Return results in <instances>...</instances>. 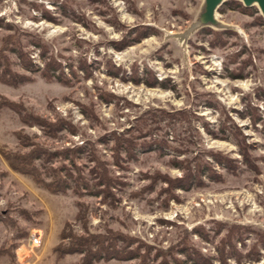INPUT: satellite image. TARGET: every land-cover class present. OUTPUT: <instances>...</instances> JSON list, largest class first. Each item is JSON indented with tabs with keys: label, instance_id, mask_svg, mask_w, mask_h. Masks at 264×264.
I'll return each mask as SVG.
<instances>
[{
	"label": "rangeland",
	"instance_id": "rangeland-1",
	"mask_svg": "<svg viewBox=\"0 0 264 264\" xmlns=\"http://www.w3.org/2000/svg\"><path fill=\"white\" fill-rule=\"evenodd\" d=\"M201 3L202 0H0V49L2 40L11 35L7 46L21 51L33 69H24L13 51L2 52L7 65L0 69L5 71L7 81L0 79V264L80 261V254L59 256L55 251L66 224L71 236L101 237L104 246L114 235L131 238L137 252L149 248L147 264H159L165 255L169 260V251H174L183 264H191L178 249L185 240V250L191 258L196 252L210 264H221L218 246L233 225L248 226L255 234L249 233L252 236L245 239V245L237 243L236 249L242 255L259 234L264 235V20L259 18L256 6L241 10L227 2L221 5L223 12H217V18L231 26L225 29L231 33L223 36L224 45L217 41L216 47L209 46L214 37L205 27L185 41L179 39L178 34L194 20ZM61 5H65L67 16ZM44 9L57 22L43 18ZM136 25L155 31L137 44L120 51L114 49L110 43L120 40L127 29ZM211 29L215 33L223 30ZM34 44L45 47L43 57L42 48ZM238 52L235 61L241 64L242 76L231 79L225 70V66L232 67L227 58ZM49 58L60 64L55 73L63 72L65 82L57 81L53 73L49 77L40 71ZM248 59L251 61L243 64ZM82 60L92 65L88 78L78 69ZM106 62L121 69L118 77L106 71ZM133 64L140 74L147 67L157 79L161 78L158 80L168 79L167 84L174 88L148 87L121 79L122 72L130 76ZM12 74L19 77L15 79ZM19 79L22 81L17 82ZM96 89L111 99L100 100ZM249 105L260 121L252 122L246 111ZM151 114L155 115L147 123L151 131L142 140L151 143L163 139L170 147L161 152L155 146L151 151L137 149L136 157L122 160L119 167L114 165L115 139L131 135L128 131L136 119ZM168 114L173 116L169 121L165 117ZM36 122L45 126L60 124L61 128L50 127L54 131L50 135ZM205 123L219 138L205 132ZM223 123L230 127L224 133L220 129ZM222 134L225 139L220 137ZM238 136L249 146L248 153L258 172L243 164L234 142ZM33 145L50 153H68L66 157L73 156L85 175L91 165L87 157L93 152L125 185L112 189V203L102 194L95 196L85 191L75 195L68 189L52 194L29 176L13 170L6 159L27 153ZM78 146L84 149L71 155ZM202 151V158L210 161L218 173L216 180H221L205 179L204 185L188 191L174 189L170 197L159 194V187H166L162 181L152 190L147 188L149 180L144 173L159 171L171 179L179 178L182 170L170 166V159H190ZM208 151L227 155L238 169L227 172L213 162ZM63 164L74 172L65 156L34 162L43 175L51 166ZM44 178L50 180L46 175ZM23 231L26 236L17 240ZM31 234L32 239L37 237L34 245L30 243ZM69 241L66 238L63 245ZM121 247V241L116 240L114 248L119 251ZM258 252L257 261H247L241 255L240 264H264V247L258 246ZM139 258L106 257L91 264H139ZM226 261L238 264L234 257Z\"/></svg>",
	"mask_w": 264,
	"mask_h": 264
},
{
	"label": "trees",
	"instance_id": "trees-1",
	"mask_svg": "<svg viewBox=\"0 0 264 264\" xmlns=\"http://www.w3.org/2000/svg\"><path fill=\"white\" fill-rule=\"evenodd\" d=\"M227 2L235 3L238 5V7L241 10L245 9H252V7L245 8L241 6L240 2L237 0H226L224 4ZM63 8L65 5H61ZM59 6V8H61ZM218 12L222 13V6L218 8ZM63 14L67 16L66 14V7L65 10H63ZM42 17L52 21V22H57V18L55 16L50 15L49 11L44 9L42 11ZM72 17L75 15L71 13ZM262 20H264L263 17L259 16ZM112 20H109V23L111 25H116V22ZM264 22V21H263ZM115 23V24H114ZM1 27V26H0ZM207 30L208 34H213V37L210 42L209 46L211 47H216L217 46V41H220V44L224 45L223 42V36L225 34L231 33L230 30H220L219 33H215L212 31L211 28L205 27L203 28ZM155 31L152 27L145 26V25H136L130 29H127L123 37L118 40V41H112L110 44L114 47V49L120 51L128 46L134 45L139 43L142 39L146 38L149 36V33ZM8 38V39H7ZM11 38V35H7L3 40H2V47L0 49V66L5 68L6 62L5 59L6 56L2 53L4 50H10L16 53V56L18 57V60L20 63L23 65L22 67L30 72H33L32 69V64L30 63L29 60L25 59V55L22 54L21 51H17L16 48L13 47H8L7 41ZM34 43V42H33ZM37 45L38 47H41V55L43 57L44 55V46H41L39 44H34ZM240 53H234L231 56L227 58L228 63L232 66L231 68H228L225 66V70L227 73V76L231 79L239 78L242 76L240 74V67L241 64L235 61L237 56ZM23 57L25 59V62L23 60ZM5 58V59H4ZM8 61V60H6ZM251 60H244L243 64L249 63ZM4 64V66H3ZM60 67V64L58 62H55L52 58H49L48 60H44V66L42 70L44 71V74L50 77V73H53L52 76L59 82H65L66 77L63 72H58L57 68ZM106 71L112 75V76H119V73L121 71L120 68H117L113 65L112 62H106L105 63ZM78 69L83 72L84 78H88L92 74V65L88 64L85 60H82L79 65ZM1 70L0 74V79L2 81H7L4 80V77L6 76L5 71ZM10 73V71H9ZM71 73L73 76L77 77V73L75 70L71 69ZM9 76V74H7ZM15 79L19 77L16 74H12ZM24 78V76H22ZM121 79L123 80H130L134 84H139L143 83L148 87H155V86H160L162 88H167L170 86L171 88H174L172 85L167 84V80H158L156 76L154 75V72L152 70L148 69L147 67L143 68L141 74L138 70V66L136 64H133L131 67V74L130 76H126L124 72L121 73ZM14 79V80H15ZM17 82H21L22 80H16ZM97 92V97L100 100L103 101H109L111 99V96L100 92L99 90L96 89ZM207 105H210L209 102H206ZM85 108V107H83ZM252 106H248L246 108V111L248 114H250V118L253 123L260 121L261 119L258 118L256 113L251 110ZM181 112H176V114H180ZM168 121L173 118V116H170V114L165 116ZM155 115L151 114L148 117L141 116L136 119L135 126L130 128L128 131L129 135L126 138L122 139H115L114 146L112 148L113 152V162L115 163L114 165L118 166L120 165V162L122 160H131L134 157H136L138 151L140 150L141 152L145 151H151L152 146H155V148L161 152L165 147H170L167 142L163 139L159 140H153V142H145L142 140L144 136H146L150 131L151 127L147 124L149 119H154ZM162 118V117H161ZM61 122V121H58ZM38 125H40L46 133H49L50 135H54V131H51L49 128L53 127L54 130H58L61 128L60 124H56L53 126H45L43 125L42 122H36ZM204 130L207 134H209L211 137L214 138H219L218 134L215 133L214 131L210 130L205 123L204 125ZM149 127V128H147ZM229 126L224 125V123L221 126V132L224 133L225 129H229ZM233 133V129H231ZM236 133V131H235ZM199 135V133H198ZM200 136V135H199ZM223 137L224 139L226 137ZM234 142L238 146L239 153L242 157L243 164L251 171L253 172H258L259 168L258 166L252 162L250 154L248 153V148L249 146L244 142V138L242 137H236L234 138ZM154 143V144H153ZM84 148L81 146L76 147L73 149L72 154L76 156V154H79L80 151H82ZM139 149V150H137ZM204 151V150H203ZM202 152H197L193 157L190 159H179L177 157H172L170 159L169 165L172 167H177L182 170V176L179 178H174L171 179L167 175L160 173L159 171H155L153 174H147L144 173L143 176L146 177L149 180V183L147 185V188L149 190H152L154 187H156V184L158 182H164L166 183V187L160 186L159 187V194L166 193L168 196H173L174 189H180L184 191H188L193 187H201L204 185V180L209 179L211 180H216L218 173L212 168V164L208 160H204L202 158ZM209 155H211V159L213 160L214 163L224 167V169L227 172L234 173L235 169H238V166L234 160L230 159L227 155L220 153V152H212L208 151L207 152ZM65 153L64 155H59L58 152H48L42 148H39L37 146H34L25 154L23 155H13L11 157L6 156V159L10 165V167L19 172L22 173L26 176H29L33 182H35L38 185H42L45 189H47L48 192L52 194H58V193H65L68 189H71L72 193L75 195H79L82 193V191L89 192L94 194L95 196L98 194H102L104 199L108 198V201L110 200V203L113 202L114 194L112 193V189L114 188H119L122 189V187L125 185L117 176H112L110 174L109 166L107 165V162L100 160L97 156L94 155L93 152L89 153L88 161L91 163L89 169L87 170V175L83 174V169H81L80 166L76 164L74 161L73 156H70V158H67ZM122 154L125 155V157H122ZM60 156L64 157L65 159H68L71 168H73L74 172H71L70 169H68L67 165L63 164L61 166L53 167L51 166L46 172V176L49 177V181L45 180V175L38 173V170L36 166L34 165V162L36 161H41V162H48L52 159H57ZM119 167V166H118ZM221 179H218L216 181H219ZM152 188V189H150ZM133 196L136 195V193L132 194ZM166 201V200H165ZM77 205L80 207L79 203ZM80 212L78 211L76 214V219H79ZM69 224H66L64 228H62L60 232V242L59 244L55 247V251L58 252V255H66V254H80L81 255V260L76 262L75 264H91L92 261H96L101 258H106V257H112V258H117V259H122V260H131V259H140L139 264H147V259L150 255V250L147 248L145 252L139 253L137 252L136 247L133 248V240L131 238L125 237L124 239H121L120 236L114 235L112 238L109 240L107 246H104L103 239L101 237H96L94 235H87V236H75L72 235L71 233L67 232ZM249 233H251L253 236L254 232H252V229L248 226H243V225H233L228 232L221 238V243L220 246H218V251H219V260L221 264H228L226 261L227 258L229 257H234L236 259V262L240 264L241 260V252L236 249L237 243H240L241 245H245V239L249 238ZM251 235V236H252ZM26 236V232H22L21 234H18L16 236L17 240L23 238ZM257 237V236H255ZM68 238L69 244L67 246L63 245V241ZM101 239V240H99ZM121 239V240H119ZM121 241L122 247L120 248L119 251H117L114 248V242L115 241ZM17 244V243H16ZM185 245H187V241L185 240V243L181 244V246L178 248L180 251H182L183 256L185 257L186 260L191 261V264H210V261L207 258H204L202 255L199 253H193L192 258L189 255L188 252L185 250ZM178 246V245H177ZM258 246L264 247V235L259 236L255 238V241L251 244L250 249L243 254L242 256L245 257L247 261L253 260L257 261L258 257L260 256L258 252ZM60 252V254H59ZM177 253L178 250H176ZM236 254L237 257H235ZM158 255V254H157ZM166 256V255H165ZM163 256L161 259V262L159 264H171V261L174 264H183V261H180L176 256L174 251H169L168 253V258L169 260ZM155 258V256H154ZM202 262V263H201Z\"/></svg>",
	"mask_w": 264,
	"mask_h": 264
},
{
	"label": "water",
	"instance_id": "water-1",
	"mask_svg": "<svg viewBox=\"0 0 264 264\" xmlns=\"http://www.w3.org/2000/svg\"><path fill=\"white\" fill-rule=\"evenodd\" d=\"M226 0H202L200 10L194 20L190 22L183 33L178 34L179 39L187 38L196 30L209 27L214 29H231V26L217 18L218 8ZM244 7L256 6L259 14L264 18V0H238Z\"/></svg>",
	"mask_w": 264,
	"mask_h": 264
},
{
	"label": "built area",
	"instance_id": "built-area-1",
	"mask_svg": "<svg viewBox=\"0 0 264 264\" xmlns=\"http://www.w3.org/2000/svg\"><path fill=\"white\" fill-rule=\"evenodd\" d=\"M158 79H161V78H158ZM34 238L36 239L37 237H34ZM31 239H32V234L30 235V243H31V245H34V240L33 239L31 240Z\"/></svg>",
	"mask_w": 264,
	"mask_h": 264
}]
</instances>
